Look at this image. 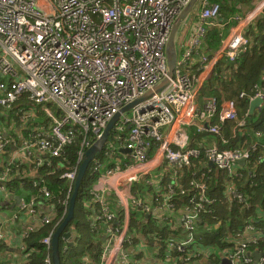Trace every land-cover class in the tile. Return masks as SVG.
I'll use <instances>...</instances> for the list:
<instances>
[{
	"label": "built area",
	"instance_id": "1",
	"mask_svg": "<svg viewBox=\"0 0 264 264\" xmlns=\"http://www.w3.org/2000/svg\"><path fill=\"white\" fill-rule=\"evenodd\" d=\"M189 1L0 0V109L7 116L27 122L34 114L19 104L26 100L42 107L49 124L48 129H30L0 169L1 196L10 195L7 183L21 161H26L32 170L33 163L35 169H43L41 179H30L40 194L19 196L10 221H0V246L14 235L5 225H14L23 217L34 218L36 223L23 230L21 248L27 250L24 240L31 233L52 225L42 243L47 249L43 264H53L52 237L68 213L71 192L87 150L102 138L108 122L123 107L167 76L168 38ZM200 1L199 19L191 25V35L179 48L169 84L121 114L90 164L88 171L94 178L90 191L92 230L104 235L99 264H145L142 249H131L135 247L130 230L131 209L147 214L155 209L161 212L163 226L171 231L170 239L165 238L166 246L162 244L163 235L156 238L166 251L160 259L164 263L222 264V259L227 258L231 264H264V248L256 247L264 239V224L259 225L256 219V224L248 223L245 231L236 235L234 246L220 251L202 243L199 233L204 222L202 214L210 213L211 206L219 201L209 194L208 184L200 177L213 170L209 166L212 163L217 170L243 178L240 161L250 162L252 153L259 150L258 145L251 150H220L215 142L205 149L188 147L191 127L223 137L226 122L239 120L235 100L211 96L203 99V104L198 103L214 64L211 57L202 54V45L208 27L221 14L219 3ZM252 10L233 17L236 26L224 37L215 58L235 61L252 47L246 28L256 16L264 15V0H255ZM254 94L241 92L240 97L264 98L259 87ZM12 143V139L0 137V152ZM75 144L77 161L72 163L70 151ZM121 149L128 153L120 155ZM111 155L117 162L105 168L104 160ZM197 157L204 158L200 161L201 171L191 173L193 186L187 189L183 185L186 170L196 165L193 158ZM153 172L154 177L148 178ZM249 174L257 176L252 171ZM47 176L57 177L69 187L65 199L53 201ZM141 182L161 187L147 193L148 197L145 192L140 196L133 193V186ZM226 196L232 203L249 206L248 197L237 186H228ZM178 197H186L187 203L178 206ZM59 206L64 207L62 214ZM182 208L186 213L178 220L183 228L175 227L176 214ZM177 251L182 254H174Z\"/></svg>",
	"mask_w": 264,
	"mask_h": 264
},
{
	"label": "trees",
	"instance_id": "2",
	"mask_svg": "<svg viewBox=\"0 0 264 264\" xmlns=\"http://www.w3.org/2000/svg\"><path fill=\"white\" fill-rule=\"evenodd\" d=\"M209 1L219 3L221 6V13L227 18L228 14L231 15L240 12L236 11L237 4L231 6L228 0ZM228 30L227 26L225 28L209 27L205 39L208 49L205 48L204 53L202 52V54L208 56L205 53L209 54V52L217 50L220 47L223 38L228 34ZM246 34L252 39V47L247 52L238 56L235 61H229L228 59L218 61L214 67L212 76L208 79L203 88V95L206 97L216 96L219 100H235L237 102L238 118L243 120V122L245 120V124L239 126V128H242V131H239L238 126L235 128L236 123L234 120H228L226 122L225 127L222 129L223 137L215 136L207 132L200 133L197 132L196 128L191 127L189 129V148L205 149L212 142H215L220 150H235L238 148L246 149L248 145H252L253 142H255L256 132L264 130V104L263 106H260L253 115H250L248 113L249 99L247 97H240L241 92H246L247 94L252 95L255 93L257 87H259V89H264V18L256 20V22L247 29ZM226 70H229L230 73ZM262 99L264 103V98L262 97ZM258 144L259 150L252 153L251 160L248 163L250 170H252L253 173H257V176L252 178L255 185L249 186V183H247V186H237L241 192L248 197L249 206L239 202H234L233 204L227 202L226 190L229 183L227 184L226 182L232 180L234 183L239 184L240 181H242L239 180L240 178H234L227 172L223 173L224 171L221 172L219 170L220 172H218V170L214 168L210 173H207L206 177H200L201 180L208 184L209 194L217 197L219 200L215 206H211L210 213L205 212L202 214L201 218L204 221L203 225L208 223V227L211 226V230L207 229L200 236L203 238L202 243L216 247L219 251L234 246V242L228 240L229 233L236 235V233L241 232L245 228L247 222L256 224L255 219L261 221L257 215L254 216L256 214L257 205L264 210V158L262 160L261 157L264 151V143L259 142ZM76 150L77 146L75 144L70 151V160L72 163L77 161ZM200 161L203 162L204 158H193V162L196 165L191 167V169L188 168L186 170L183 185L186 186L187 189H190L191 186H193L190 178L191 173L193 171H201ZM93 183L94 178L91 176L90 171H88L79 189L75 207V216L73 221L69 224V228L72 225H75L79 230L77 245L64 251L63 248L65 244L61 241L62 264H65V262L66 264H83V262H87L88 264H99L102 259V243L104 235L101 232L93 231L91 223V213L93 208L90 206L92 204L90 191ZM48 184L49 188L54 193L55 198L53 201L55 203H57L58 199L66 198L69 187L66 186L64 181H59L57 177H55L48 180ZM137 185L148 186L142 182ZM86 202H88L87 205L85 204ZM185 202L187 203L186 197H178V206H182ZM59 210L62 214L64 207L59 206ZM215 211L218 215L215 214ZM214 216H216V218H214ZM133 219H136L139 224L137 233L142 232L145 236L148 232L153 231H156L159 234H161V232L164 233V241L162 244L166 246V242L170 238H165L171 235V231L168 227H154L153 223L146 219V215L143 214V212L131 209L130 229L134 236V242L139 239V234L137 236L136 230L132 228ZM203 225H201L200 228L203 227ZM101 227L102 230L100 231L104 232V226L101 225ZM52 228V225L44 226L38 231L31 233L26 238L28 246L27 250L34 249V251L29 256L25 257L24 261L22 260V264H43L47 249L42 243V239L49 234ZM82 243H84V245L82 250H80ZM256 247L260 249L264 248V239H261ZM2 249L3 246L0 247V252ZM27 250L24 251V255L27 253ZM63 251L65 252V255L63 254ZM165 252V249H161L162 256L165 255ZM1 253H4V251ZM174 254L181 255L182 252L177 251ZM7 258L6 255L4 257L0 256V261H4ZM6 262H12V258L7 259Z\"/></svg>",
	"mask_w": 264,
	"mask_h": 264
},
{
	"label": "crops",
	"instance_id": "3",
	"mask_svg": "<svg viewBox=\"0 0 264 264\" xmlns=\"http://www.w3.org/2000/svg\"><path fill=\"white\" fill-rule=\"evenodd\" d=\"M228 1H229L231 6L233 4H238V0H228ZM200 3H201V1L198 0L197 4H199V6H200ZM196 5H195V7H196ZM252 6H253V4L250 7H252ZM195 7H194V9H195ZM248 9H249V7H248ZM199 13H200V7H199V9L197 11V14L194 15V17L192 18V21L196 22L199 19ZM190 15H189V17L186 18V20L184 21V23H182V25L180 27V30H179V33H178V38H177V44H178L179 47L183 46V44L189 38L188 37L189 34H187V30H184V29H185V26H186L187 22L189 24L192 22V21L190 22V19H191ZM224 20H225V16L223 15V13H221V17L217 21L215 27H219V28H223L224 27L225 28L226 26H228V29H229L228 33H229L232 27L229 28V25H225L224 24ZM248 28H246V31H247ZM204 44H205V46H204ZM205 48L208 49L207 46H206V43L204 41V43L202 45V52L203 53H204ZM220 48H222V43L220 44V47L217 50H214V51H211V52L208 51L209 54L205 53L208 56H211V59L214 60V62H213L214 64L212 66V71L209 74L204 86L206 85L208 79L212 76L214 67L218 63V61L226 60V57L222 58V56L220 58H215V56H216L217 52L220 50ZM226 71L228 73H230L229 70H226ZM204 86H203V88H204ZM203 88L201 90V95H202V100L201 101H202V103H201L200 99L198 98V103L199 104H203V99L206 98V96L203 95ZM19 104L20 105H24L26 108L30 109L31 112L34 114V116L29 121L24 122L23 120H21L18 117L11 116V115L7 116V114L3 110L0 109V137L9 138V139H12L15 142V143H12V144L6 146L5 150L3 152H0V169L3 167L4 160L8 159L9 157H11L14 154L16 148L18 147V145H20L22 139L27 135V133H28V131L30 129H35V128L48 129V127H49V124L47 122V117L45 116L41 106L34 105V103H32V102L30 103V102H28L26 100L20 101ZM263 104L264 103H262L261 106H263ZM258 108H256L254 110V112ZM248 112H249V109H248ZM254 112L253 113H249V114L253 115ZM242 121L243 120L240 121V119L235 121V123H236L235 128L237 126L239 128V126H241L240 123ZM239 131L241 132L242 128H239ZM254 141L255 142H253L252 145H248V147H246L247 150H251L253 148V146L259 145L258 144L259 142L260 143H264V130H260V131L256 132ZM119 153H120V155H124V154H126L128 152H124L123 149H121L119 151ZM261 157H262V160H263L264 151H263ZM91 162H90V164H91ZM116 162H117V158L115 156H112V155L109 156L108 158H106L104 160L105 168L113 166L114 164H116ZM248 163H249L248 161H245L244 164L240 163V165H239V171L240 172H244V174H245L243 178L241 177L239 179V180H242V181H240V183L237 184V183H234L232 180H229L228 182H226L227 184L229 183L228 186H247V183H249V186H251V184L253 182V179H252V177L250 176L249 173L252 170H250V168L247 167ZM90 164L88 166L87 171L90 168ZM33 166H34V168L32 170V168L29 166V164H27V162L23 160V161H21L19 169L15 170L12 173V179H11L10 182L7 183L10 195H8V196H1L0 195V221H2V222H9L10 221V218H11L13 212L16 211V209H17V201H18V197L19 196H24L26 198H31V197H33L36 194H40L37 191V189L32 187V185L30 183V179H32V178L37 179V180L41 179V176H42V173H43V169H35V163H33ZM209 166L214 168V166H212L211 164ZM218 172H220V171L218 170ZM221 172H223V171H221ZM223 173H225V172H223ZM49 174H53L51 170H49ZM155 174H156V172L151 173L148 176V178H153ZM50 179H51V176H47V180H50ZM171 180H172V178L168 179V181H171ZM133 187H135V189H136V191H133V193L142 196L144 194V192H145V197H148V194L150 192H153L157 187L160 188L161 186L155 187V186H135L134 185ZM130 194H131V192L128 191L127 192V197H128L129 202H130V196H129ZM226 198L228 199V201H227L228 203L231 202L232 199L229 196H226ZM230 204H232V202ZM129 205H130V203L128 204V206ZM44 211L48 212L49 209L48 208L44 209ZM160 213L161 212L158 209H155L150 214H147V213H143V214L146 215V219L147 220H149L150 222L153 223L154 227H156V226L163 227L164 222H163V219L160 217ZM185 213H186V211L184 210V208H182L181 210H179L177 212L176 216L178 218L176 219L175 227L183 228L181 226V224H180L178 219L181 216H183ZM164 214H166V212H164ZM147 215H148V217H147ZM256 215L259 217V220L260 219H261V221L264 220V210L259 205H257L256 214L254 216H256ZM34 223H36L34 218L23 217L20 220L14 222V225H10V224L5 225V227L8 230H11V231L14 232V235L11 236L7 240V242L5 244H1V246H3L2 251H4V253H1L2 252L1 251L0 252V256L4 257L6 255L8 257L7 259H11L12 258V262L13 263L12 262H6V260H7L6 259L4 261H0V264H22L23 263L22 260L23 261L25 260V256H24V251L21 248V243H20L23 240L22 233H23L24 228L27 225L34 224ZM91 223H92V221H91ZM206 227H205V225H203V227H201L199 229V233L203 234V232H205L208 229ZM67 228H69V227H67ZM71 228H76V230H77V235L76 236H78L79 235V230L77 229V227L75 225H72ZM95 232H98V231H95ZM138 234H139V237H138L139 239L135 242V247H132L131 249H135V248L136 249H142V252H141L142 253V257H143L142 258V262H144L145 264H171V263L172 264H177L176 261L174 263L172 261H171V263H164L163 260H160L161 259V255H162L161 254V248H160L159 243L156 241V238H157V236L164 235V233L161 232V234H158L156 231H153V232H148L146 234V236H145L144 233H142V232H138L137 233V231H136V235L137 236H138ZM169 237L170 236H168L166 238H169ZM235 237H236V235H233L232 233H229L228 240L237 242L235 240ZM149 238H150V241H149ZM24 241H25L24 244L27 246L26 239ZM61 241H63L64 244H65V241L62 238L60 239V243H61ZM63 249L65 251V246H64ZM173 256H174V259H175L176 255H173ZM85 257H87V256H85ZM179 264H182V263L180 262Z\"/></svg>",
	"mask_w": 264,
	"mask_h": 264
},
{
	"label": "water",
	"instance_id": "4",
	"mask_svg": "<svg viewBox=\"0 0 264 264\" xmlns=\"http://www.w3.org/2000/svg\"><path fill=\"white\" fill-rule=\"evenodd\" d=\"M198 0H190L187 6L181 11L178 19L173 24V27L171 29L168 42L166 45V56L168 61V72L167 76L162 79L158 84L155 85V87L151 90H148L144 94L138 96L136 99H134L132 102L128 103L125 107L121 109V111L116 114L107 124L104 134L102 138L93 144L86 152L85 158L79 168L78 176L74 183V190L70 199L69 207H68V213L60 226L55 231L53 237H52V259L53 264H62L61 259V247H60V239L62 238L65 241V244L68 248L75 247L77 245V230L76 228L67 229L69 227V224L73 221V218L75 216V207H76V201L79 194V189L83 183V180L85 178L88 166L90 162L94 159V157L98 154V152L102 149L105 141L109 137L112 129L114 128L116 122L120 119L121 114L123 112H128L132 108H134L137 104H139L141 101L147 100L151 98L155 93H159L161 90H163L168 84L170 79L174 75V70L177 66V59H178V53H179V46L177 44V38L178 33L180 30V27L182 23L186 20L187 17L192 13L195 5L197 4ZM215 23L216 20H215ZM227 23V20H224V24ZM263 103L262 98H255L250 101L249 103V113H253L254 110L258 107H260ZM124 152H128V150L123 149ZM241 164L245 163V159L240 161ZM212 166L214 164L211 163ZM148 217V215H147ZM260 256V253L256 254V258L258 259ZM222 264H231L230 260L227 258L222 259Z\"/></svg>",
	"mask_w": 264,
	"mask_h": 264
},
{
	"label": "rangeland",
	"instance_id": "5",
	"mask_svg": "<svg viewBox=\"0 0 264 264\" xmlns=\"http://www.w3.org/2000/svg\"><path fill=\"white\" fill-rule=\"evenodd\" d=\"M254 1L255 0H239V3L236 5V8H237V10L236 11H240V12H238L237 14L236 13H233V14H231V15H229L228 14V18L227 17H225V20H227V24L229 25V28L230 27H235L236 26V24L233 22V17L234 16H237V15H247V14H249L250 13V11H253V10H246L248 7H250L253 3H254ZM261 0H259V2H260ZM257 2H258V0H257ZM199 4H197L196 5V7H195V9L193 10V12L191 13V15H190V17H191V19H190V22L192 21V18L194 17V15H196L197 14V11H198V9H199ZM246 10V11H245ZM244 11V12H243ZM255 20H257V16H256V18H255ZM254 20V21H255ZM253 21V22H254ZM193 22L194 21H192L190 24L187 22H185L186 23V26H185V29L184 30H187V34H189V36L191 35V32H192V27H191V25L193 24ZM228 27V26H227ZM188 36V37H189ZM248 36V35H247ZM250 37V36H249ZM251 38V37H250ZM260 92L261 93H264V89H260ZM255 94H252V96H254ZM255 98H262V97H259V96H256V97H254V98H252V99H250L249 100V102L251 101V100H253V99H255ZM199 99H200V101L202 100V95H200V97H199ZM201 103H202V101H201ZM249 113V112H248ZM129 116H131V113H129L128 114ZM240 119V118H239ZM241 121V120H240ZM243 122V121H242ZM244 124H245V120H244ZM135 186H139V185H137V184H135ZM86 205L88 204V202H86L85 203ZM213 212V211H212ZM215 214H216V211H215ZM216 215H218V214H216ZM214 218H216V216H214ZM133 224H132V228L133 229H135L136 231H138V227H139V224H138V221L136 220V219H133ZM257 222H259V225H263L264 224V221H257ZM249 222H247V224H248ZM246 224V225H247ZM245 228H246V226H245ZM245 228L242 230V231H245ZM83 245H84V243H82L81 244V246H80V250H82V247H83ZM63 254L65 255V252L63 251ZM216 260H218V258L215 256L214 257ZM65 264H66V262H65Z\"/></svg>",
	"mask_w": 264,
	"mask_h": 264
},
{
	"label": "clouds",
	"instance_id": "6",
	"mask_svg": "<svg viewBox=\"0 0 264 264\" xmlns=\"http://www.w3.org/2000/svg\"><path fill=\"white\" fill-rule=\"evenodd\" d=\"M254 3H255V1H254ZM254 3H253V6H252V7H249V9H248V8H247V9H248V10H252L253 7H254ZM247 9H246V10H247ZM246 10H245V11H246ZM243 12H244V11H243ZM236 14H237V13H236ZM238 14H239V13H238ZM220 17H221V14H220ZM220 17H219L218 19H215L216 22L220 19ZM260 18H264V15H263V16H259V17L257 18V20L260 19ZM255 22H256V20H255ZM255 22H254V23H255ZM254 23H253V24H254ZM225 25H228V24L225 23ZM215 26H216V23H215V21H214V25H213V26H210V27H215ZM249 27H250V26H249ZM208 29H209V27H208ZM223 39H224V38H223ZM251 40H252V39H251ZM249 103H250V102H249ZM232 204H233V203H232ZM203 224H204V222L202 223V225H203ZM207 225L209 226L208 223H205V226H207ZM208 226H207L206 228H208ZM210 227H211V226H210ZM208 229H209V228H208ZM209 230H211V229H209ZM241 232H242V231H241ZM241 232H238V233H241ZM238 233H236V235H237ZM65 245H66V244H65ZM65 251H67V249H66Z\"/></svg>",
	"mask_w": 264,
	"mask_h": 264
},
{
	"label": "flooded vegetation",
	"instance_id": "7",
	"mask_svg": "<svg viewBox=\"0 0 264 264\" xmlns=\"http://www.w3.org/2000/svg\"><path fill=\"white\" fill-rule=\"evenodd\" d=\"M67 229H70V228H67Z\"/></svg>",
	"mask_w": 264,
	"mask_h": 264
}]
</instances>
